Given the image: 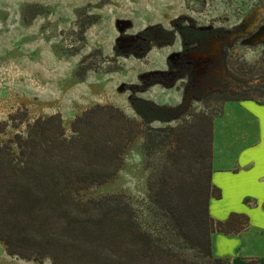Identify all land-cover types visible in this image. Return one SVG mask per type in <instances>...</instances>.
<instances>
[{
	"label": "rangeland",
	"instance_id": "1",
	"mask_svg": "<svg viewBox=\"0 0 264 264\" xmlns=\"http://www.w3.org/2000/svg\"><path fill=\"white\" fill-rule=\"evenodd\" d=\"M184 28L199 40L184 43ZM133 97L167 107L170 118L143 124ZM236 97L264 104V0H0V142L25 130L13 126L20 117L59 113L69 136L75 116L93 105L120 108L140 131L121 169L83 195H126L141 225L195 261L199 252L165 223L150 187L174 160L179 198L194 207L204 180L190 172L200 137L209 140L213 119L212 158L229 123L220 120L244 101L225 99ZM0 264L52 263L10 255L0 241Z\"/></svg>",
	"mask_w": 264,
	"mask_h": 264
},
{
	"label": "trees",
	"instance_id": "2",
	"mask_svg": "<svg viewBox=\"0 0 264 264\" xmlns=\"http://www.w3.org/2000/svg\"><path fill=\"white\" fill-rule=\"evenodd\" d=\"M181 32L184 43L201 36L191 28ZM231 99L253 98L225 100ZM131 103L143 124L170 118L167 107L151 100L133 97ZM212 122L209 140L203 144L200 137L199 164L190 169L192 176L204 179L194 207L179 198L174 160L150 187L156 210L179 229L189 249L199 252L198 260L182 257L158 229L141 225L126 195L84 197L85 189L121 169L140 131L134 118L111 104H95L76 115L69 136L59 113L13 123H24L25 130L0 142V241L7 253L26 260L49 258L52 264H222L212 253V232H239L248 217L233 212L226 221H215L210 215V197L220 196L211 183Z\"/></svg>",
	"mask_w": 264,
	"mask_h": 264
},
{
	"label": "crops",
	"instance_id": "3",
	"mask_svg": "<svg viewBox=\"0 0 264 264\" xmlns=\"http://www.w3.org/2000/svg\"><path fill=\"white\" fill-rule=\"evenodd\" d=\"M222 118L229 123L222 138L215 135L211 163V183L220 196L210 197L209 211L215 221L245 214L248 225L236 233L212 232V253L222 264H264V104L244 100Z\"/></svg>",
	"mask_w": 264,
	"mask_h": 264
}]
</instances>
